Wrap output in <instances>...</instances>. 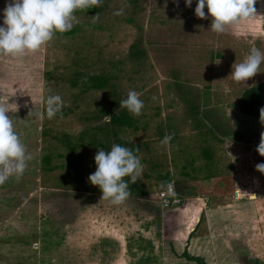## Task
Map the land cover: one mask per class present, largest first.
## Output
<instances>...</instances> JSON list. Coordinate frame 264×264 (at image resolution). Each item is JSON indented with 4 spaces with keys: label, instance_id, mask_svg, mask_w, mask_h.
Instances as JSON below:
<instances>
[{
    "label": "rangeland",
    "instance_id": "374dc122",
    "mask_svg": "<svg viewBox=\"0 0 264 264\" xmlns=\"http://www.w3.org/2000/svg\"><path fill=\"white\" fill-rule=\"evenodd\" d=\"M195 4L103 0L75 13L74 33L22 58L0 55V104L32 157L22 176L0 185V264H264V173L255 168L264 163L256 151L264 117L238 109L251 87L264 99V63L245 83L230 75L250 49L264 52V0L222 34L194 15ZM133 45L142 57H129ZM130 90L144 102L139 116L120 107ZM123 110L134 128L112 125ZM114 143L137 147L143 164L142 195L121 205L87 179L98 149ZM167 174L175 196L162 183ZM205 199L224 206L203 207L196 250L195 213L181 210Z\"/></svg>",
    "mask_w": 264,
    "mask_h": 264
},
{
    "label": "clouds",
    "instance_id": "9594fccd",
    "mask_svg": "<svg viewBox=\"0 0 264 264\" xmlns=\"http://www.w3.org/2000/svg\"><path fill=\"white\" fill-rule=\"evenodd\" d=\"M102 3L103 0H7L0 13V55L22 58L39 51L52 41L57 33L71 31L77 20V10L91 9ZM192 3L193 0H184L185 7L191 6ZM255 3L256 0H196L194 15L200 19L211 18L210 29L222 34L229 28L253 18L256 15ZM116 14H119V11ZM262 63L264 52L252 48L241 62L232 66L230 75L234 81L245 83L261 72ZM59 101L58 96L49 98V118L56 115L59 103L54 102ZM120 107L133 116H139L144 102L140 99L139 92L130 90L126 98L120 101ZM9 112L7 105L0 104V185L10 177L22 176L32 159L15 131ZM262 114L264 109H261ZM110 118L106 116L109 122ZM256 151L264 156V138H261ZM94 163L96 168L88 176V182L99 188L102 199L113 205L123 204L130 195L129 185L134 184L142 175L141 159L134 154L132 148L114 143L110 150L98 149ZM255 168L264 173V163H258ZM167 192L175 196L172 184L167 186Z\"/></svg>",
    "mask_w": 264,
    "mask_h": 264
},
{
    "label": "trees",
    "instance_id": "16d2710c",
    "mask_svg": "<svg viewBox=\"0 0 264 264\" xmlns=\"http://www.w3.org/2000/svg\"><path fill=\"white\" fill-rule=\"evenodd\" d=\"M99 10V6H96L91 9L86 10H77V13L80 12H95ZM66 34H72L74 33V30L65 32ZM129 57L132 59H137L138 57L143 56V51L138 50L136 48V45L131 46L130 48ZM105 85V81H102L100 83L93 82V84H89L88 87L93 89H100ZM238 109L240 113L244 116L252 117L254 119H260L264 117V114L261 115V109H264V99L262 92L260 88L254 86L249 89H246L242 96L238 99ZM111 123L114 127L122 128V127H129L134 128L131 122V117L128 115V113L123 110L119 113L118 116H113L111 119ZM134 154L137 155L138 149L137 147H132ZM47 159H49L47 156L41 157V163H42V170L46 171L48 168L45 167V165L48 163ZM127 180L128 177H125ZM171 182V176L170 174H167L165 177L162 178L163 185H167ZM130 188V195L133 197H139L142 195V190L140 187V184L138 181H136L134 184L129 185Z\"/></svg>",
    "mask_w": 264,
    "mask_h": 264
},
{
    "label": "crops",
    "instance_id": "0c3cea01",
    "mask_svg": "<svg viewBox=\"0 0 264 264\" xmlns=\"http://www.w3.org/2000/svg\"><path fill=\"white\" fill-rule=\"evenodd\" d=\"M199 201L200 200H198V202H197V200H195V201L187 200V201H185L186 204L182 205V208H184V210H181L182 211V213H181L182 215H187L188 213H191V212L195 213V215H194L195 221H194V225H193L192 231L190 230L191 231L190 234L194 236L193 237V239H194L193 244H194L196 250L200 249V248L202 249V242L204 240V234L206 232V225H205L206 222H203L202 219L204 217L203 215H206L205 217H208V216H207L206 212L203 210V207L212 206V207L219 208L221 206H224V202L220 205L219 204L220 202L218 203V201H215V199L214 200L205 199V200H202L200 202ZM248 202L255 203V200H249ZM248 202L241 201V200H235V201H233L232 205L236 206L237 204H239V205L243 206L244 203H248ZM209 203H211V205H208ZM206 221H207V224H208V218H207ZM202 222L205 223V224H203ZM207 227H209V225ZM205 239H206V237H205ZM234 249H235L234 246H230V248L227 247L226 248V250H227L226 252H229V251L232 252V251H234Z\"/></svg>",
    "mask_w": 264,
    "mask_h": 264
},
{
    "label": "built area",
    "instance_id": "2783aa9c",
    "mask_svg": "<svg viewBox=\"0 0 264 264\" xmlns=\"http://www.w3.org/2000/svg\"><path fill=\"white\" fill-rule=\"evenodd\" d=\"M167 204L169 205V202H167Z\"/></svg>",
    "mask_w": 264,
    "mask_h": 264
}]
</instances>
